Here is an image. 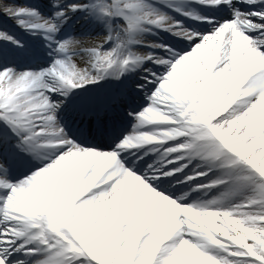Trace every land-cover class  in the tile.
<instances>
[{
    "label": "snow or ice",
    "instance_id": "snow-or-ice-1",
    "mask_svg": "<svg viewBox=\"0 0 264 264\" xmlns=\"http://www.w3.org/2000/svg\"><path fill=\"white\" fill-rule=\"evenodd\" d=\"M0 13V264H264V0Z\"/></svg>",
    "mask_w": 264,
    "mask_h": 264
},
{
    "label": "rangeland",
    "instance_id": "rangeland-1",
    "mask_svg": "<svg viewBox=\"0 0 264 264\" xmlns=\"http://www.w3.org/2000/svg\"><path fill=\"white\" fill-rule=\"evenodd\" d=\"M18 1H20V0H18ZM25 1L28 2L29 0H25ZM14 2L18 3L16 0H14ZM31 2H33L32 5H35V6H42V5L46 4V3H43L42 0H31ZM19 4H22V3L19 2ZM0 27L1 28H13V29H15V32H17V33L20 32V29L16 28L8 19L4 18V16L2 14H0ZM20 34L22 35L23 32H20Z\"/></svg>",
    "mask_w": 264,
    "mask_h": 264
}]
</instances>
